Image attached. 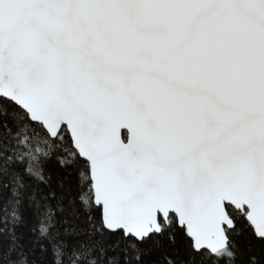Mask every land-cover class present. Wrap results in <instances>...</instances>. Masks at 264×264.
Instances as JSON below:
<instances>
[{
  "label": "snow or ice",
  "instance_id": "obj_1",
  "mask_svg": "<svg viewBox=\"0 0 264 264\" xmlns=\"http://www.w3.org/2000/svg\"><path fill=\"white\" fill-rule=\"evenodd\" d=\"M0 264H264V0H0Z\"/></svg>",
  "mask_w": 264,
  "mask_h": 264
}]
</instances>
